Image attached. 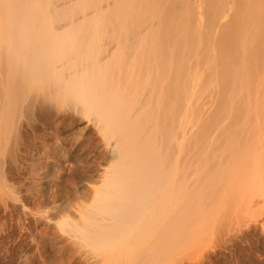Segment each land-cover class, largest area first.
<instances>
[{
	"label": "bare ground",
	"instance_id": "6f19581e",
	"mask_svg": "<svg viewBox=\"0 0 264 264\" xmlns=\"http://www.w3.org/2000/svg\"><path fill=\"white\" fill-rule=\"evenodd\" d=\"M0 203L40 264L264 229V0H0Z\"/></svg>",
	"mask_w": 264,
	"mask_h": 264
},
{
	"label": "rangeland",
	"instance_id": "374dc122",
	"mask_svg": "<svg viewBox=\"0 0 264 264\" xmlns=\"http://www.w3.org/2000/svg\"><path fill=\"white\" fill-rule=\"evenodd\" d=\"M212 95H210V96H212ZM213 97H214V95H213ZM205 99H207V103L210 101V100H208V99H210V97L209 98L206 97ZM205 99H203V100H205ZM212 99L215 100V98L211 97V100ZM204 103L202 102L204 107L208 106V105H205L206 103L205 104ZM203 105H201V106L203 107ZM211 107H213V105ZM211 107H209V108H211ZM206 108L208 109V112H207ZM209 108L208 107H205L204 109L202 108L203 110H206V111H204V116H205V114L210 113L209 112ZM203 110H202V112H203ZM206 116H208V115H206ZM205 117L202 116V118H205ZM225 121H227V120H225ZM225 125H226V123L224 124V126L223 125L222 126L225 127ZM222 126H220V127H222ZM191 130L194 131L193 129H191ZM219 130H217V132ZM188 132H189V134H191L190 131H188ZM218 134H217V136H218ZM211 139H210V141L213 140V139L212 140ZM90 166H94V165H90ZM72 167H74L73 164L71 162L67 161L64 164L65 174L66 173L67 174H70V173L72 174V172L70 171L71 169H74ZM191 178H193V176H191ZM78 201H81V197H79ZM10 205L8 204L7 205L8 207H5V206H3L0 203V207L3 206V207L0 208V210H1L0 211V264H22L23 259H25L27 257H28L27 258L28 261L30 260L27 264H40L38 259H37V255L35 253L36 244L33 241V239H35L34 234H33L34 230H32V232H29L27 229L25 230L22 227V223H20L22 221H19V219L17 220V218L19 216H26V215L23 214V212L21 210H19L20 209V204L14 203V204H10ZM9 207H10V209H9ZM11 209H12V211H11ZM226 211H224V212L226 213ZM231 211H232V209L228 210L226 214L224 212H222V214L220 213L218 215L219 216H236L238 214V213L237 214L234 213V211H232L233 213H228V212H231ZM223 213H224V215H223ZM233 214H236V215H233ZM4 216H5V218H4ZM237 216H239V214ZM242 216H244V215H242ZM215 217H217V215H215L214 218ZM211 218L212 219L210 221L215 220V219H213V217H211ZM4 221H5V223H4ZM210 221L209 222L207 221L208 222L207 225H209V223H211ZM230 221H232V220H230ZM230 221H228V223H226L225 226H224L225 229H223V232H225V233H221L220 232V231H222L223 225L221 226L222 228H219L220 230L218 232H220V233H218V235H220V236H219V238H217V233H216L217 232V218H216L215 221H212L213 225L211 224L212 226H214L213 229L211 228L212 231H209V230H211V229H209L207 233L205 232V230L203 232V233H206V235L211 233L207 237H206V235H204V238L200 239V240H202V242L201 241L200 242H201V244L203 243L202 244L203 246L200 243H198L199 245L193 244L194 246H199V247L195 248L192 245L194 248L192 247V248H190V250L187 249V250H189V252L184 250V251H186V253L185 252H180V250H179V253H180L179 255L180 256L179 255H177V256L175 255L176 257H172V259H171L172 261H174V263H172L171 261L169 263L170 264H264V232H263L264 229L260 230L261 228H259L257 226H256V229H255L254 226L252 227L250 225L252 227V231H251L250 227L246 231L245 230L246 228L245 227L242 228L241 224H239V226L241 227L240 230L241 229L242 230H241V232L240 231L237 232L238 234L234 232L235 236H236V238H235L234 233H233L234 230L232 231V228L230 229V227H233V226L235 227V224L233 223V221L232 222H230ZM229 223L232 224V225H230ZM228 225H230V226L228 227ZM32 226L33 225L31 224L30 227L33 228ZM210 227L211 226L209 225V228ZM236 227H238V226L236 225ZM214 228H215V230H214ZM228 228L230 229V231H229ZM226 229L228 230V234H226L227 233ZM243 230H245L244 232H247L250 235L246 234L244 236V234H243L244 237H241V233H244V232H242ZM259 230L261 232H259ZM249 231H251V233H249ZM30 233L33 235V237H31L32 235H30ZM203 233H202V235H203ZM222 234H223V238H222ZM225 235H227V238L229 236L230 237L227 239L225 237ZM238 235H240V236H238ZM29 237H31V238H29ZM211 237L214 238V239L212 240ZM210 238H211V240H210ZM248 238H251V239H248ZM222 239H223V241H222ZM226 239L228 241H225ZM218 241H220V242L217 243ZM197 242H199V241H197ZM225 242H227V243H225ZM204 245L207 246V247L205 248ZM189 247H191V246H189ZM200 248H202L203 250H201ZM191 250L192 251L194 250V251L192 252ZM23 252H24V255H28L27 253H29V255L27 257H25L23 255ZM181 253H185V254L181 255ZM32 254H34V255H32ZM178 257H180V258H178ZM20 260H21V262H20Z\"/></svg>",
	"mask_w": 264,
	"mask_h": 264
}]
</instances>
